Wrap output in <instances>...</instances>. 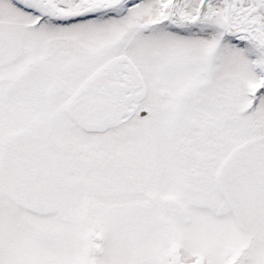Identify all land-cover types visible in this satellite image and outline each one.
Here are the masks:
<instances>
[{
	"label": "snow or ice",
	"instance_id": "1",
	"mask_svg": "<svg viewBox=\"0 0 264 264\" xmlns=\"http://www.w3.org/2000/svg\"><path fill=\"white\" fill-rule=\"evenodd\" d=\"M0 264H264V0H0Z\"/></svg>",
	"mask_w": 264,
	"mask_h": 264
}]
</instances>
